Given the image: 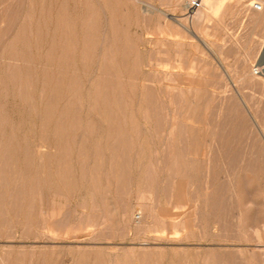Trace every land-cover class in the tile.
<instances>
[{"label":"rangeland","instance_id":"rangeland-1","mask_svg":"<svg viewBox=\"0 0 264 264\" xmlns=\"http://www.w3.org/2000/svg\"><path fill=\"white\" fill-rule=\"evenodd\" d=\"M238 1L200 28L175 0H0V264L264 263V24Z\"/></svg>","mask_w":264,"mask_h":264},{"label":"bare ground","instance_id":"bare-ground-1","mask_svg":"<svg viewBox=\"0 0 264 264\" xmlns=\"http://www.w3.org/2000/svg\"><path fill=\"white\" fill-rule=\"evenodd\" d=\"M218 1L219 0H202L203 3V7L201 9H199L198 11H196L193 15L190 16V19L192 20L193 23H196L200 28H203L205 26V24H207L209 21L212 20V17L215 16L214 14L217 13L216 11L219 8L218 5ZM241 2L238 1V3L240 4H244L243 6V10L245 14H250V18L251 20L255 21L257 24H264V0H259V2H255L254 0H250L249 4H246L245 2H248L249 0H240ZM258 1V0H257ZM187 2V3H186ZM176 6L178 8H182V9H186L188 7V3L189 0H175ZM237 4V3H236ZM240 4V5H241ZM256 5L260 6V9L256 8ZM154 6V5H153ZM239 6V5H238ZM152 7V6H151ZM153 9V8H152ZM158 10V9H157ZM241 10V9H240ZM238 13V12H237ZM241 13V11H240ZM162 14H164V12H162ZM218 14V13H217ZM166 15V14H165ZM246 20V19H245ZM179 22V20H177ZM180 23V22H179ZM185 29L188 28L183 25L182 23H180ZM257 26V25H256ZM191 29V28H190ZM190 32V31H189ZM191 33L199 40L200 44L203 45V47H205L206 50H208L210 53H217L218 54V50L216 49V45L214 43H212L211 41L207 40V36L209 37V33L205 32L203 33V35L198 36L197 34H195V31H191ZM211 39V38H209ZM218 39V38H217ZM215 40V39H214ZM220 43V42H219ZM260 46V54H259V63L260 65H262L263 67V63H264V42L261 43ZM258 60V58H257ZM264 72V71H263ZM256 75L252 73V77L256 78ZM188 77V76H187ZM190 80V79H189ZM181 81V80H180ZM192 81V80H191ZM193 83V82H192ZM189 84V83H188ZM234 87H236L235 84H233ZM179 87V86H178ZM187 90V89H186ZM239 92V91H238ZM237 92V93H238ZM194 93V92H193ZM232 93V92H231ZM197 95V94H196ZM239 97L241 98V103L246 105V102L243 100L244 98L243 95L241 93H239ZM239 98V99H240ZM195 100V99H194ZM189 102V101H188ZM197 103V102H196ZM247 110V107H246ZM249 112V111H248ZM256 119V118H255ZM253 120V119H252ZM255 122V121H254ZM256 124V123H255ZM257 127V126H256ZM181 194V193H179ZM180 198H182L180 196ZM179 198V199H180ZM178 199V200H179ZM181 199L179 200V204ZM186 201V199L182 200ZM185 202V203H186ZM188 203V202H187ZM184 204V202H183ZM186 205V204H184ZM179 206V205H178ZM183 207V205H182ZM186 207V206H185ZM188 227V226H187ZM185 229V228H184ZM263 255V254H262ZM264 257V256H263ZM263 261V260H262ZM207 262V261H206ZM264 262V261H263ZM264 264V263H263Z\"/></svg>","mask_w":264,"mask_h":264},{"label":"built area","instance_id":"built-area-1","mask_svg":"<svg viewBox=\"0 0 264 264\" xmlns=\"http://www.w3.org/2000/svg\"><path fill=\"white\" fill-rule=\"evenodd\" d=\"M202 7H203L202 0H189L187 13H188V15H193L196 11H198ZM256 8L260 9V6L256 5ZM254 72H255V74H262L263 68L262 67H255Z\"/></svg>","mask_w":264,"mask_h":264}]
</instances>
